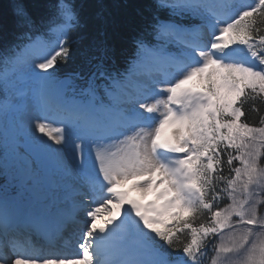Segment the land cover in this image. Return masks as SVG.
Returning <instances> with one entry per match:
<instances>
[{"label":"snow or ice","instance_id":"1","mask_svg":"<svg viewBox=\"0 0 264 264\" xmlns=\"http://www.w3.org/2000/svg\"><path fill=\"white\" fill-rule=\"evenodd\" d=\"M12 7L0 264H264V0H152L124 68L103 5L90 39L77 0Z\"/></svg>","mask_w":264,"mask_h":264},{"label":"trees","instance_id":"2","mask_svg":"<svg viewBox=\"0 0 264 264\" xmlns=\"http://www.w3.org/2000/svg\"><path fill=\"white\" fill-rule=\"evenodd\" d=\"M16 2L18 0H0V49L5 44L13 42L19 31L16 27V18L12 7ZM22 2L38 18L46 14L47 9L44 5L51 0H22ZM77 3L83 5V15L88 21L89 39L95 35L99 27L97 13L101 10L100 5L104 6V15L117 22L118 27L116 29H109V42L116 48L118 65L122 68L126 67L132 52L131 37L141 25V14L148 15V5L152 3V0H77ZM86 43L87 40L73 46L72 59L61 67V73L73 72L81 67V52ZM245 110L247 111L248 122L251 123L256 120L257 114L248 110L247 105Z\"/></svg>","mask_w":264,"mask_h":264},{"label":"rangeland","instance_id":"3","mask_svg":"<svg viewBox=\"0 0 264 264\" xmlns=\"http://www.w3.org/2000/svg\"><path fill=\"white\" fill-rule=\"evenodd\" d=\"M59 125H54V127H58ZM47 139V137H45ZM131 185V181H128L127 184H125V186L127 187V189L129 190V193L130 191L132 193H130L129 195L133 194V197H139L140 196V192L138 189H135V188H130L129 186ZM154 195L155 196V193L153 192H149L147 195ZM154 196H153V199H154ZM97 205H90V207H96ZM108 207L111 209V216H114L115 213H117V209L113 208L111 205H108ZM109 217V213L108 212H105V211H102L101 214L99 215V217L97 218L96 221L100 222V221H103L105 218ZM74 245H71V248H74L76 247L77 248V241L73 243Z\"/></svg>","mask_w":264,"mask_h":264},{"label":"bare ground","instance_id":"4","mask_svg":"<svg viewBox=\"0 0 264 264\" xmlns=\"http://www.w3.org/2000/svg\"><path fill=\"white\" fill-rule=\"evenodd\" d=\"M121 211V210H120ZM47 251H51V249H47ZM54 251H55V249H54Z\"/></svg>","mask_w":264,"mask_h":264}]
</instances>
